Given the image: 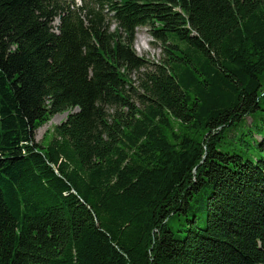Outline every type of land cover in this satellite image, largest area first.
I'll list each match as a JSON object with an SVG mask.
<instances>
[{
  "label": "trees",
  "instance_id": "trees-1",
  "mask_svg": "<svg viewBox=\"0 0 264 264\" xmlns=\"http://www.w3.org/2000/svg\"><path fill=\"white\" fill-rule=\"evenodd\" d=\"M0 264H264V0H0Z\"/></svg>",
  "mask_w": 264,
  "mask_h": 264
},
{
  "label": "rangeland",
  "instance_id": "rangeland-1",
  "mask_svg": "<svg viewBox=\"0 0 264 264\" xmlns=\"http://www.w3.org/2000/svg\"><path fill=\"white\" fill-rule=\"evenodd\" d=\"M58 24L59 20L56 21L55 25ZM134 48L140 57L145 58L151 63H157L162 59L163 46L160 42L154 40L153 36L149 32L148 27H141L137 30ZM138 76L139 74L133 75V80L135 82H137ZM138 85L139 83L136 84V86ZM69 113L70 112L58 114L48 124L41 127L36 132V142L40 144L47 143L52 138L54 129L67 120Z\"/></svg>",
  "mask_w": 264,
  "mask_h": 264
}]
</instances>
